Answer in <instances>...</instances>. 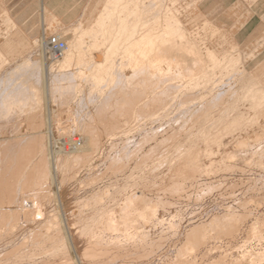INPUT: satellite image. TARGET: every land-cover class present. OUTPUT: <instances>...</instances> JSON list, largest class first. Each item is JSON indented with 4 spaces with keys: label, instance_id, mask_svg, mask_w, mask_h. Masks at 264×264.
<instances>
[{
    "label": "bare ground",
    "instance_id": "obj_1",
    "mask_svg": "<svg viewBox=\"0 0 264 264\" xmlns=\"http://www.w3.org/2000/svg\"><path fill=\"white\" fill-rule=\"evenodd\" d=\"M189 10L186 6L177 8L172 0H109L92 29H84L80 23L72 39L64 41L57 35L66 45L60 57L50 58L45 47L47 37L41 47L37 40L28 58L0 81V117L31 119L37 124L35 128H42L45 119L36 102L28 99V84L18 80L19 76L30 78L44 60L56 61L52 68L57 69L76 59H89L87 52L101 59L99 68L88 67L96 71L95 76L87 72L65 74L68 79L83 80L79 91L83 114L69 113L65 137L60 136L59 119L53 116L48 134L53 139L54 170L61 173L57 184H52L47 145H39L41 156L35 163L37 152L31 138L0 141V264H106L126 260L137 237L131 215L140 214L134 194L119 204L120 221L115 219L114 208H108L101 219L98 213L110 202L113 188L70 208L61 175L71 165V171L76 172L75 162L77 169L87 166L86 150L99 146L98 136L111 137L119 124L136 128L140 138L132 150L124 147L121 157L108 153L106 172L115 170L129 153H138L146 144L151 146L142 156L145 161L155 149L164 150L172 137L184 133L191 136L193 121L210 111L222 110V118L228 115L232 100L240 98L242 92L241 48L213 43L216 27L192 18ZM2 40L6 54L30 51L28 42L17 33L14 37L5 33ZM257 46L250 45L247 53L253 54ZM44 51L47 59H42ZM113 62L116 65L110 73ZM236 74V86L231 87L230 76ZM40 79L34 84L41 85ZM54 89L57 96L53 95V101L58 105L75 99L73 84ZM240 124H245L244 120L234 116L211 125L207 135L214 130L212 139H216L220 132L227 135L231 127ZM26 128L31 125L26 123ZM107 138L102 141L111 147L113 141ZM184 160L188 165L196 157L188 150ZM159 168L160 163L153 165L152 171ZM97 169L98 165H91L88 170L92 173ZM24 200L32 203L25 204ZM145 208L154 215L157 204L146 202ZM186 237L185 250L192 253L194 238L191 234Z\"/></svg>",
    "mask_w": 264,
    "mask_h": 264
},
{
    "label": "rangeland",
    "instance_id": "obj_2",
    "mask_svg": "<svg viewBox=\"0 0 264 264\" xmlns=\"http://www.w3.org/2000/svg\"><path fill=\"white\" fill-rule=\"evenodd\" d=\"M108 1L0 0V81L28 58L36 49L37 40L40 47L49 35L70 40L78 33L75 28L80 23L84 29H92ZM172 3L177 8L188 7L192 18L199 22L214 25L213 43L223 44L228 49L240 46V98L234 97L225 117L221 116L222 110L210 111L193 121L191 136L184 133L172 137L164 150L155 149L145 161L142 156L151 146V143L146 144L138 153H129L110 172L105 171V156L110 153L121 157L124 147L134 148L140 134L136 128L119 124L108 137L113 141L111 147L102 141L106 136H98L99 146L85 152L87 166L77 169L75 162L76 172L71 171L72 165L63 169L64 192L69 195L66 202L73 208L106 188H113L109 204L106 202L98 214L102 219L108 208H114L115 219L120 221L119 204L134 194L140 214L132 213L131 225L137 237L128 249L126 260L106 264H264V0H172ZM5 33L13 37L17 33L28 42L30 51L6 54L2 40ZM205 41L211 42L210 39ZM252 44L259 46L253 54H248ZM86 57L89 59H76L57 69L52 68L56 61L44 60L42 68L32 72L30 78L26 75L18 78L26 81L28 99L36 102L47 121L39 130L43 129L45 135L31 137V143L37 152L35 163L41 156L39 145H47L53 185L57 184L61 173L54 170L53 139L46 135V130L53 125L55 115L60 131L64 132L60 136L65 137L70 127L69 113L83 114L79 93L83 80H71L65 74L87 72L95 76L96 71L88 67L99 68L101 59L89 52ZM42 59H47L45 51ZM115 65L113 62L110 73ZM40 76L41 85L34 84ZM237 77L238 74L230 76L231 87L236 86ZM70 84L75 85V99L58 105V101H53L54 87L64 89ZM234 116L245 124L231 127L227 135L220 132L216 139H212L216 135L214 130L207 135L211 125ZM0 126V141L28 139L23 135L34 131L33 127L26 128L23 119L14 117H0ZM188 150L196 160L186 165L184 154ZM158 163L160 168L153 172V165ZM91 165H98V169L90 173ZM146 202L157 204L154 215L145 208ZM24 203L31 204L32 200H24ZM187 234L194 238L192 253L185 250Z\"/></svg>",
    "mask_w": 264,
    "mask_h": 264
},
{
    "label": "built area",
    "instance_id": "obj_3",
    "mask_svg": "<svg viewBox=\"0 0 264 264\" xmlns=\"http://www.w3.org/2000/svg\"><path fill=\"white\" fill-rule=\"evenodd\" d=\"M45 47L51 59L60 57L66 48L64 41L57 35H49L45 40Z\"/></svg>",
    "mask_w": 264,
    "mask_h": 264
},
{
    "label": "crops",
    "instance_id": "obj_4",
    "mask_svg": "<svg viewBox=\"0 0 264 264\" xmlns=\"http://www.w3.org/2000/svg\"><path fill=\"white\" fill-rule=\"evenodd\" d=\"M20 64V63H19ZM18 65V64H17ZM16 65V66H17ZM12 70V69H11ZM9 72V71H8ZM7 72V73H8ZM30 120V122H27V121H24V123H25V126H26V123H29L30 125H31V128L33 127L34 129V131L33 130H31V131H33L32 133H29V134H25V135H23L24 137H27V138H31V137H34V136H44L45 134L43 133V132H45V131H43V129H42V131H39L41 128H35V127H37V124H35L34 122H32V120L31 119H29ZM45 122L47 123V121L45 120ZM46 123H45V125H46ZM30 128V129H31ZM42 128H44V127H42ZM49 130V129H48ZM48 130H46V135L48 134ZM49 135V134H48Z\"/></svg>",
    "mask_w": 264,
    "mask_h": 264
}]
</instances>
